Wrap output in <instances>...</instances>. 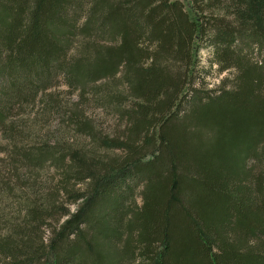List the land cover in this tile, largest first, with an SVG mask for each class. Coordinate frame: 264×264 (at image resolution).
<instances>
[{
    "label": "trees",
    "instance_id": "obj_1",
    "mask_svg": "<svg viewBox=\"0 0 264 264\" xmlns=\"http://www.w3.org/2000/svg\"><path fill=\"white\" fill-rule=\"evenodd\" d=\"M205 49L235 71L216 93ZM88 97L123 130L98 133ZM38 101L93 147L21 142ZM0 135L2 193L19 169L61 179L31 182L46 202L26 196L22 222L0 215V264H264V0H0Z\"/></svg>",
    "mask_w": 264,
    "mask_h": 264
},
{
    "label": "rangeland",
    "instance_id": "obj_2",
    "mask_svg": "<svg viewBox=\"0 0 264 264\" xmlns=\"http://www.w3.org/2000/svg\"><path fill=\"white\" fill-rule=\"evenodd\" d=\"M172 1H181L186 3V0H172ZM201 66L206 69V79L204 88L207 91H214V93L219 92L223 88L224 82L227 84L233 82L234 80V70H230L227 72H222L220 68L214 63L212 60V53L210 49H205L201 52ZM231 81V82H230ZM52 94H55L63 99L65 104H68L71 109L75 110V106L78 101V95L76 93L69 92L66 88L64 82L61 80L59 85L51 90ZM91 96V95H90ZM88 101L85 105L81 106V108L85 111L86 116L89 119H92L93 126L98 133H102L106 135V133L113 134L114 132L123 130L122 121L113 114V111H109V113L103 111L100 108H97L90 101L92 97H88ZM25 112L20 113L16 112V115L22 114V116L18 118H14V121L18 123L16 132L21 134L22 141L26 142L27 146H34L40 143H51L53 144H61L62 146L67 145H78L82 147H93L90 144V140L86 138V136L81 135L78 136L76 132L72 129L67 131L66 124L68 119L71 117V112L69 114H65L63 109L59 111L57 114H53L48 117V114L45 112L44 105L42 101H38V103L30 106H25ZM24 111V110H23ZM24 123V124H22ZM10 124V123H9ZM39 142V143H37ZM60 147V146H59ZM13 147L7 142L4 136L0 135V179L1 174L4 173L8 168H13V158H12ZM118 154V153H116ZM111 156L113 154L111 153ZM25 171V172H24ZM48 172H51V182L54 184H58L61 179L57 174V171L52 165H47L44 169L37 170V172H30V170L26 171L25 169H19L18 175L19 177H23L25 182H28V185L22 187L20 183V190H13L7 192L4 190L3 193L0 189V215L2 217L5 216V221H20L24 219L26 212L20 205L25 206L28 204L26 202L25 197L30 196L35 200L41 201V203H45L46 200L43 197L42 193H39L43 188H47L46 184L49 180ZM53 179V180H52ZM38 181L39 185L42 187L40 190H36V192L32 189L31 182ZM2 182V181H0ZM44 185L45 187H43ZM82 187V186H81ZM79 188V185L77 186ZM141 190H137L133 201V207L141 208L143 204V199L141 196ZM8 195H7V194ZM67 198L61 197V201L59 204L66 206ZM31 203H29L30 205ZM70 211L73 213L75 211V206H69ZM21 212V213H20ZM5 231H0V235H5Z\"/></svg>",
    "mask_w": 264,
    "mask_h": 264
}]
</instances>
